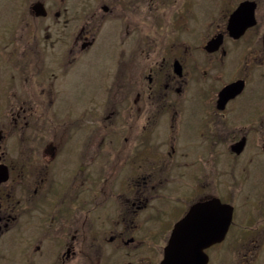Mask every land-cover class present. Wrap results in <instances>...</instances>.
<instances>
[{
    "label": "flooded vegetation",
    "instance_id": "flooded-vegetation-1",
    "mask_svg": "<svg viewBox=\"0 0 264 264\" xmlns=\"http://www.w3.org/2000/svg\"><path fill=\"white\" fill-rule=\"evenodd\" d=\"M191 233L170 264H264V0H0V264Z\"/></svg>",
    "mask_w": 264,
    "mask_h": 264
},
{
    "label": "water",
    "instance_id": "water-1",
    "mask_svg": "<svg viewBox=\"0 0 264 264\" xmlns=\"http://www.w3.org/2000/svg\"><path fill=\"white\" fill-rule=\"evenodd\" d=\"M218 208L220 210L221 209L223 210L224 219L226 221H229L230 218H231V210H230V208H228L225 205L222 206L221 204L219 205ZM184 222H185V220L182 223H184ZM228 225H229V223H224L223 235H220V238H223L222 236H224ZM177 235L174 238H172L169 246L166 248L165 260H164L163 264H170V260L172 258L171 253H173L174 251H183L182 249H185V250L193 249V247L195 246L194 245L195 241H196V243H199L200 239H201L200 234L199 235L197 234V237H196V235L194 233H191V234H189V238L187 236H185V238L182 239V242L180 243V246H179V244H178V242L176 240V238L178 237ZM210 243H211V241L209 240L208 244H210Z\"/></svg>",
    "mask_w": 264,
    "mask_h": 264
}]
</instances>
